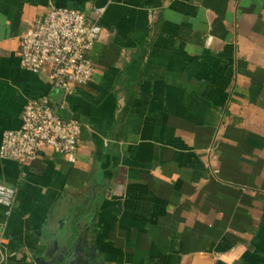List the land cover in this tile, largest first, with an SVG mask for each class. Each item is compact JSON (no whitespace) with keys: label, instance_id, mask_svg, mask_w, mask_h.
I'll use <instances>...</instances> for the list:
<instances>
[{"label":"crops","instance_id":"0c3cea01","mask_svg":"<svg viewBox=\"0 0 264 264\" xmlns=\"http://www.w3.org/2000/svg\"><path fill=\"white\" fill-rule=\"evenodd\" d=\"M53 7L103 10L97 74L71 92L20 64ZM43 97L82 124L77 162L0 159V264L72 227L107 264H264V0H0V144Z\"/></svg>","mask_w":264,"mask_h":264},{"label":"built area","instance_id":"2783aa9c","mask_svg":"<svg viewBox=\"0 0 264 264\" xmlns=\"http://www.w3.org/2000/svg\"><path fill=\"white\" fill-rule=\"evenodd\" d=\"M97 17L67 8H51L40 16L20 40V64L29 72L51 71L56 90L71 92L74 87L93 81L97 68L91 59L100 33ZM82 124L63 120L47 97L31 100L24 106L18 130L6 131L0 144V159L29 164L51 149L75 164L78 158ZM15 191L0 185V205L10 207Z\"/></svg>","mask_w":264,"mask_h":264},{"label":"water","instance_id":"95a60500","mask_svg":"<svg viewBox=\"0 0 264 264\" xmlns=\"http://www.w3.org/2000/svg\"><path fill=\"white\" fill-rule=\"evenodd\" d=\"M75 235L74 227L70 228L63 237L64 246L60 248L59 241L54 242L58 254L53 255L52 251L47 257L39 258L38 264H107L87 241Z\"/></svg>","mask_w":264,"mask_h":264}]
</instances>
